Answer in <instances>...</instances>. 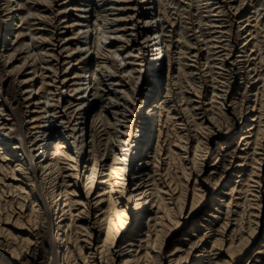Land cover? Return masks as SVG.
Returning <instances> with one entry per match:
<instances>
[{"label": "bare ground", "instance_id": "bare-ground-1", "mask_svg": "<svg viewBox=\"0 0 264 264\" xmlns=\"http://www.w3.org/2000/svg\"><path fill=\"white\" fill-rule=\"evenodd\" d=\"M34 1L45 8L29 0L0 7V264H264V0H159L169 21L180 8L169 37L182 53L190 57L205 40L214 69V48L233 39L249 76L232 92L210 89L207 105L180 94L186 121L162 104L155 123L136 104L145 92L128 32L141 17L135 0H63L54 9L56 0ZM59 14L68 37L46 26L56 28ZM32 15L43 24L34 30ZM108 22L118 39L109 56L121 53L126 65L116 88L99 71L98 55L111 51ZM56 33L59 52L45 47ZM182 61L183 86H197ZM87 73L98 80L99 104L89 125ZM141 116L151 117L144 139L131 132ZM48 144L50 155L39 159Z\"/></svg>", "mask_w": 264, "mask_h": 264}, {"label": "built area", "instance_id": "built-area-1", "mask_svg": "<svg viewBox=\"0 0 264 264\" xmlns=\"http://www.w3.org/2000/svg\"><path fill=\"white\" fill-rule=\"evenodd\" d=\"M134 10L135 13H138L141 17L138 18L139 20L135 21V24H132L133 27L132 29L130 28L131 30H128V32H130L131 36L130 44H132L134 48H137V50L142 55L138 56V60L143 61V64H140L142 66V69L140 68L141 74L140 71L139 74L143 86V91L145 92L142 94L144 95V97L140 96L136 101V104L138 103V108H142L143 115L146 114L150 115L151 117L153 116V123H155V117L157 115L155 113L157 112L158 107L162 104H169L171 106L173 115H175L181 122L186 121L185 118L187 116V111H185L184 109V99H180V94H184L185 92H187L195 96L196 93V95H198L195 98L199 99L200 103H202L203 100V103H206L205 105H207L209 98L206 97V92L210 91V89L218 88L221 91H224L225 88L228 87V91L230 90V92H232L239 83H245L246 76L247 78L249 76L248 71H244V69H247V66H245L247 65V63L244 62L243 59L245 58V55H237L239 53L245 54V51H237L238 47L234 50V47L232 46L233 39L228 38L229 46L227 47V49H224V47L222 46H216L214 48V50L216 51L215 57H217L215 58V62L217 63H215L216 67L214 69H209L210 64L208 63V47L205 40H199L200 43L195 48H192V55L189 57L187 53L184 54L181 52V49L177 45V37H169V32L171 31L173 34L176 33L177 27H179L181 24L182 13L179 12L180 8L178 7V5L176 7L174 6L171 11V18H173V20L175 18L173 22L169 21V18L167 17V15H165V12L164 10H162L159 0H135ZM131 21L132 23H134V20ZM113 27L114 26L109 22L106 23L104 27L105 30H107L105 45H107V47H109L111 51L107 53H101L100 55H98V57L100 60H102V62H104L103 69H99V71H101V76L104 75L103 77L106 78L104 80H108V82H110L111 80L114 81L113 86H115L116 88L119 85L115 84V82L118 78L121 80L124 77L122 76V74L124 73L123 68L126 67V65L124 66L122 62L123 57L120 53V57L113 58L115 60V70H117V72H115L114 69L112 70L111 68V66L114 65V61L110 58L109 55L112 53V51L116 50L115 47L114 49H112L114 46L112 45V43L118 40L115 34H111L113 33V30L115 31L116 29V27ZM88 34V43L92 44L95 34L94 32L90 33V31H88ZM226 51H230V54H227ZM91 55H97V53L92 52ZM152 57L155 58L152 60ZM183 59H187L189 62L188 64H190L191 67L194 68V76L196 78L195 82L197 83V86L196 84H191L189 81H187L189 85L183 86L182 78L184 76V73H182V71H180V69L178 68L180 63L183 64ZM154 61L156 62L155 65L150 64ZM54 62L56 63V60ZM58 65L59 68H61V64ZM67 66L69 65L66 64V68ZM64 70L65 68H61V73H64ZM84 78L85 88L90 93L88 95L90 101L88 108L86 109L87 112H89L86 115V120L88 119L89 125V121L91 120L89 117L90 113H94L95 109H99V104L95 101L97 98V94L95 93V85L97 84L98 80L95 82L91 80V77L88 73ZM147 81L149 82L143 84ZM123 83L124 85L122 84V82L120 83L121 87L127 85V81L123 80ZM230 84L232 86H230ZM150 86L152 91L155 90L154 92L158 93L157 98L154 97L152 101V96L148 98L150 94L148 89ZM64 104H66V102ZM63 107V109H65V106ZM198 111L201 112L199 114L202 115L204 109L199 108ZM151 117H148L146 120H144L142 116L139 119H136V121H134V126L131 132H134L136 128V131L139 130V134L142 135L145 132L147 124H149L147 122H149V119ZM152 122L151 124H153ZM55 123L56 121H53L51 123V125L49 126V131L52 130L53 125L56 126L57 123ZM139 125L143 126L144 128L140 130V128L138 127ZM89 130V127H87L86 129L84 127V130L82 131V137H84V134ZM78 134L79 132L77 133V135ZM145 137L146 135L144 133L141 139H144ZM50 145L51 144H48L47 147L43 149V151L41 150L39 159L46 160L48 158L51 151L48 149ZM138 148L139 145L137 144L134 149ZM135 155H137V150Z\"/></svg>", "mask_w": 264, "mask_h": 264}, {"label": "rangeland", "instance_id": "rangeland-1", "mask_svg": "<svg viewBox=\"0 0 264 264\" xmlns=\"http://www.w3.org/2000/svg\"><path fill=\"white\" fill-rule=\"evenodd\" d=\"M29 1H33L32 3H31V5H35L34 6V10H37V8L38 9H43V8H45V6H40V4H35V1L34 0H29ZM63 0H56V2H54L53 4H55V3H58V4H55V5H53V9H54V6H55V8L57 7L58 8V6L60 5L59 3L60 2H62ZM3 3V0H0V7H3L4 6V4H2ZM69 5H71L72 3H74L73 2V0H70L69 2ZM68 10H70V8L68 9ZM58 11V9H56L54 12L56 13ZM4 11H2L1 12V14L3 13ZM72 12H73V10H72ZM77 12V11H76ZM79 12V11H78ZM46 14H48V13H46ZM52 15L54 14V13H51ZM68 14H70L69 13V11H68ZM51 15V16H52ZM32 16H34V18H32V20H30V23H32L31 24V28H32V30H34V28L35 29H37L40 25H43V24H41V18H39L38 16H36V15H32ZM64 15H62V14H59L58 15V17H57V19H55L54 20V25H57L56 26V28L55 27H53L52 25H46L47 27H49L50 29H53V30H56L57 32H60V31H62V30H66V32H62L63 34H66V36L65 37H68V35L69 34H71L72 32V30L70 29V27L69 28H64L63 27V25H65V24H67V21L66 22H63V23H61L60 21L61 20H63V17ZM65 18H67V19H69L70 18V15H67ZM35 22V23H34ZM24 26H26V27H29V26H27L26 24L24 25ZM60 27V28H59ZM67 29H69V30H67ZM26 30L28 31V29L26 28ZM62 36V35H61ZM60 34L58 33H56L55 34V37H54V39H53V41L51 42V44H47L45 47H55L56 48V52H59L60 51V49H61V46H59L58 47V45H57V43H61L60 41H63V39H59L60 37ZM30 39V38H29ZM28 39V40H29ZM36 40V42H34L33 43V46L35 47V46H37V44H40L41 42H39L38 40H37V38L36 39H34V41ZM72 42L74 41V40H71ZM3 45H0V48L2 47ZM58 47V48H57ZM25 50H27L26 48H25ZM37 50H38V48H37ZM26 52H22V53H20V54H18V56H21L22 54H25ZM28 53V52H27ZM54 56H52V58H53ZM3 60V59H2ZM17 60L19 61V59H16L15 60V62H17ZM64 60H65V58L64 57H62V55H60V63H63L64 62ZM55 61V60H54ZM54 61H52V62H54ZM57 61V60H56ZM66 65V64H65ZM67 65H69V63H67ZM63 69V68H62ZM13 75V74H12ZM14 76V75H13ZM12 76V77H13ZM12 77L10 78V79H12ZM15 82H17V80L15 81ZM16 84V83H15ZM14 84V85H15ZM18 84V83H17ZM13 86V85H12ZM13 88H18V90L19 89H21V90H23V88H20V86H14ZM21 90H20V92H21ZM12 91H14V89H12ZM24 96V95H23ZM29 103V102H28ZM27 102H22L21 104H22V108L23 109H26L27 107L25 106V105H27L28 104ZM239 130V129H238ZM214 146H215V144H214ZM217 146V145H216ZM56 228H54V231H53V233L54 232H56ZM47 255H48V253H46V256H45V258H47Z\"/></svg>", "mask_w": 264, "mask_h": 264}]
</instances>
